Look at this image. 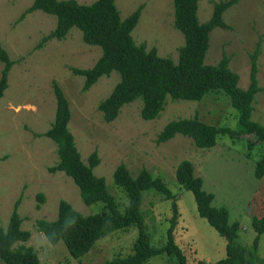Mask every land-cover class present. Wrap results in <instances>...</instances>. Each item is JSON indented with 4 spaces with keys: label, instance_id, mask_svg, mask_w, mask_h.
Listing matches in <instances>:
<instances>
[{
    "label": "rangeland",
    "instance_id": "rangeland-1",
    "mask_svg": "<svg viewBox=\"0 0 264 264\" xmlns=\"http://www.w3.org/2000/svg\"><path fill=\"white\" fill-rule=\"evenodd\" d=\"M32 0H0V47L13 60L7 73V85L0 96V227H5L16 205L20 227L27 229L24 241L36 252L38 264H101L115 255L132 252L136 236L134 226L112 230L99 237L78 257L70 255L61 241L48 242L36 229L37 218L53 219L59 199L68 201L82 213L94 212L101 203L82 202L78 187L61 170L49 171L57 160L55 143L42 132L54 117L53 81L61 88L69 107L67 127L82 161L93 150L98 162L92 167L104 178L107 189L123 204L124 191L113 182L112 171L123 162L134 175L146 168L160 175L174 193L177 218L174 241L180 246L186 264H202L224 255L225 239L199 215L193 195L179 185L174 176L181 159L192 163L193 173L201 177V187L211 191L213 205H225L228 219L239 223L238 240L245 247L244 264H264V232L258 235L250 225L252 215L264 212V173L256 178L253 164L264 149V141L247 147L252 137L247 134L230 137L217 134L213 145L200 147L190 136L175 133L163 141L156 135L172 118L196 116L214 125L233 127L236 109L221 91H208L199 99L165 98L158 115L144 119L139 114L140 99L122 104L116 115L104 120L97 103L118 80L114 70L101 74L83 89V75L73 67L91 66L100 54L97 44L82 40L81 31L69 27L57 39L49 37L37 45L55 23V15L33 9L20 17V12ZM89 3L92 0H76ZM216 0H197L198 21H204ZM119 17L127 15L139 3L142 7L130 31L135 44L154 46L159 55L176 60L182 33L173 26L172 0H114ZM228 28L214 26L208 34L204 62L214 63L224 52L228 66L237 73V85L245 87L249 80V53L260 38L256 57V79L264 87V0H237L222 12ZM3 62L0 61V69ZM250 118L264 125V89L252 97ZM41 194L42 200L38 199ZM140 210L153 245H161L171 214L170 199L159 193L144 191ZM165 253L150 256L143 264H172ZM0 264H6L0 260Z\"/></svg>",
    "mask_w": 264,
    "mask_h": 264
},
{
    "label": "trees",
    "instance_id": "trees-1",
    "mask_svg": "<svg viewBox=\"0 0 264 264\" xmlns=\"http://www.w3.org/2000/svg\"><path fill=\"white\" fill-rule=\"evenodd\" d=\"M236 1H214L208 18L200 22L196 15L197 0H172V24L183 36V42L177 47L176 60L159 55L154 46L146 48L143 43H134L130 31L139 16L141 3L121 18L114 0H92L89 3L76 0H32L20 12V17L36 8L55 15L54 26L41 37L37 45L49 37L60 39L69 27L75 26L81 31L84 42L100 47V54L91 66L73 67L72 70L83 75V89L89 87L101 74H108L112 70L118 73V80L109 93L97 103L104 120L112 119L122 104L136 98L141 102L140 116L150 119L158 115L167 95L171 99H199L208 91H221L236 109L235 126L214 125L195 115L172 118L163 124L155 140L163 141L175 133H181L190 136L195 145L208 147L214 144L217 134L226 133L230 137L247 134L252 137L247 141V147L250 148L256 142L264 141V125L250 118L253 94L264 89L258 85L255 75L260 38L255 41L249 53V80L245 87L237 85V73L228 66V57L224 52L216 62H204L210 29L214 26L228 28L222 12ZM0 61L3 62L0 69L1 96L13 62L2 47ZM52 88L55 96L54 117L42 134L55 143L57 160L48 169L61 170L70 176L78 187L82 202H100L101 208L82 213L68 201L59 199L55 218H37L36 229L48 242L54 244L61 241L70 255L78 257L104 234L134 226L136 236L132 252L112 256L101 264H143L150 256L159 253L167 254L173 260L172 264H186L184 253L173 238L178 212L175 195L162 177L152 175L144 167L132 175L124 163L119 162L112 171V177L126 196L125 202L120 204L107 189L104 178L92 171L98 162L96 151L89 153L86 162L81 160L67 127L70 116L67 99L54 81ZM252 173L256 178L264 173V149L255 159ZM174 176L181 187L191 191L197 213L225 239L224 255L214 261H203L202 264H244L245 247L238 240V221H229L225 205L216 206L211 203L213 193L202 189L201 177L193 173L192 163L181 159L175 166ZM149 190L170 199L171 214L161 245L150 243L140 210L142 193ZM37 196L42 200L41 194ZM20 220L14 204L5 227H0V260L6 264H38L36 252L24 243L30 233L20 227ZM250 225L255 231L252 238L255 247L258 235L264 232V212L259 216L252 215Z\"/></svg>",
    "mask_w": 264,
    "mask_h": 264
}]
</instances>
